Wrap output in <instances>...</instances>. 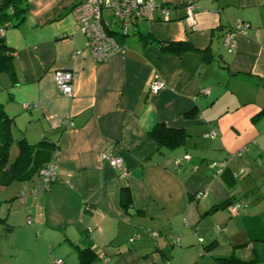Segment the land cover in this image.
Masks as SVG:
<instances>
[{"label":"crops","instance_id":"obj_1","mask_svg":"<svg viewBox=\"0 0 264 264\" xmlns=\"http://www.w3.org/2000/svg\"><path fill=\"white\" fill-rule=\"evenodd\" d=\"M82 1L27 0L20 24L2 32L13 75L0 74V103L26 139L57 147L49 189L35 172L5 215L21 262L78 264L85 233L96 264H218L232 255L264 264V0H155L153 18L125 35L104 8L123 48L102 63L71 11ZM237 22L248 28L231 50L224 37ZM148 35L191 48L163 52ZM55 70L73 73L71 95L58 90ZM155 75L165 86L149 94ZM157 123L184 130V143L159 148L148 135ZM106 151L122 158L125 176L102 159ZM238 201L246 205L232 210Z\"/></svg>","mask_w":264,"mask_h":264},{"label":"trees","instance_id":"obj_2","mask_svg":"<svg viewBox=\"0 0 264 264\" xmlns=\"http://www.w3.org/2000/svg\"><path fill=\"white\" fill-rule=\"evenodd\" d=\"M26 11L27 0H3L0 3V30L19 25ZM109 33L115 36L112 31H109ZM146 37L151 44L163 52L180 53L191 48L184 42H162L150 35ZM202 52L204 53V60H208L205 51ZM12 64L13 53L6 45L0 32V74L8 73L12 76ZM148 135L162 149H173L182 145L187 136L184 130L168 128L161 123L154 125ZM13 146H16L17 153L12 157L10 152ZM56 148L55 143L48 141L46 137L34 143L29 142L22 135L21 130L14 125L13 119L6 113L3 104L0 103V185L8 186L14 182H22L30 178L35 172L39 173L40 169L51 161ZM15 198L14 196L9 202H12ZM120 205L125 211H129L132 206L127 186L121 187ZM223 205L224 203L221 204V206ZM1 224H4L9 230L6 216H0ZM157 236L149 237L156 239ZM80 242L82 247H76L78 264H96L97 256L92 249L91 238L83 233ZM208 248L209 245L203 246L202 252H207ZM218 264H256V262L255 260H241L232 255L227 258H218Z\"/></svg>","mask_w":264,"mask_h":264},{"label":"built area","instance_id":"obj_3","mask_svg":"<svg viewBox=\"0 0 264 264\" xmlns=\"http://www.w3.org/2000/svg\"><path fill=\"white\" fill-rule=\"evenodd\" d=\"M157 6L158 4L155 0H117L115 3H112L110 0H83L74 5L71 11L77 23L80 25L81 31L87 38V45L94 61L96 63H102L107 61L114 52L123 48L121 43L109 33V25L102 18V10L104 8H111L112 17L120 28V34L125 35L129 24L138 19H152ZM194 9L195 4L193 2L186 3V18L190 23L194 22ZM161 12L164 18L167 19L168 11L166 6L161 7ZM247 28V23L237 22L234 29L226 33L224 37L225 45L229 49L234 50L236 46L234 41L235 33L245 34ZM0 32L2 33L3 30H0ZM53 77L58 90L63 95L69 96L72 94L74 75L71 71L55 70ZM164 86V82L155 75L148 85L147 92L149 94H155L163 89ZM202 93L208 94L209 90L202 89ZM214 134V131L210 132L211 136ZM102 159L111 167L121 170L123 176L127 174L122 164V158L112 151H106L102 155ZM179 161L180 159H177L176 164ZM38 175L42 181L43 189L48 190L52 181L55 180V165L53 161H50L45 167L41 168ZM201 194L196 193L195 198H199ZM245 205V201L234 202L232 210H236ZM147 232L150 237L157 236L155 231L148 230ZM130 241H132V238ZM60 263L61 260L57 261V264Z\"/></svg>","mask_w":264,"mask_h":264},{"label":"rangeland","instance_id":"obj_4","mask_svg":"<svg viewBox=\"0 0 264 264\" xmlns=\"http://www.w3.org/2000/svg\"><path fill=\"white\" fill-rule=\"evenodd\" d=\"M30 132H32V128L28 129V134H30ZM37 139L38 137H27V140L30 142H34ZM14 152L15 149H13V154ZM19 187V182H14L8 186L0 185L1 217H4L9 212L11 208V202H9V200L18 194ZM7 229L8 228L4 224L0 225V264H26L21 262L22 256L25 253L24 248L20 245H14L15 242H13V239L15 237H13L11 232ZM18 236H20V234H18ZM61 260H64V258L61 257ZM69 261L70 260L68 259L67 264H70Z\"/></svg>","mask_w":264,"mask_h":264}]
</instances>
